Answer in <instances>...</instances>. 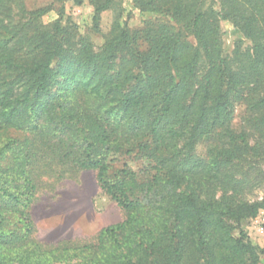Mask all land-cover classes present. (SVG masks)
<instances>
[{
  "label": "trees",
  "instance_id": "1",
  "mask_svg": "<svg viewBox=\"0 0 264 264\" xmlns=\"http://www.w3.org/2000/svg\"><path fill=\"white\" fill-rule=\"evenodd\" d=\"M23 1L0 0V136L24 134L0 141V264H259L225 218L264 210L244 198L264 185V0H132L149 15L135 29L120 0H88L95 24L115 11L99 52L59 20H23ZM222 21L248 43L229 57ZM239 103L251 142L231 126ZM116 155L148 164L114 169ZM54 166L94 171L124 219L73 248L31 241Z\"/></svg>",
  "mask_w": 264,
  "mask_h": 264
},
{
  "label": "rangeland",
  "instance_id": "2",
  "mask_svg": "<svg viewBox=\"0 0 264 264\" xmlns=\"http://www.w3.org/2000/svg\"><path fill=\"white\" fill-rule=\"evenodd\" d=\"M120 2L123 10L121 24H125L129 29L141 27L149 15L140 14L138 10L134 9L132 0H120ZM22 4L25 13L23 20H26L31 14L34 17H39V23L43 25L59 20L62 26L76 32L77 37L88 43L94 52L101 50L115 18V11H105L100 14V20L95 24L93 22L94 12L88 0H82L81 4H77L75 0L62 2L58 0H24ZM220 29L225 56L232 55L237 40L241 39L248 44L245 39L233 31L230 23L222 21ZM190 41L192 42V39ZM71 74L72 71L67 72L68 78L72 77ZM64 81V79H59V85H56L54 90L57 88L61 90L66 84ZM244 111V104H235L231 126L237 132L246 133L249 142H251L256 138V133L251 126L244 123ZM1 134V142L7 137L19 140L24 138V134L19 132L7 131L1 132ZM197 149L199 154H204L202 146ZM114 158L112 163L114 169H121L126 165V168L139 172V174H141L142 168L148 164L144 159L122 158L118 155ZM4 161L11 163L9 159H4ZM51 170L44 169L42 172H38L41 182L38 184L29 207L30 220L33 225L31 241L39 244L43 249H52L59 245L73 248L95 242V234L99 230L124 219V212L100 189L94 171L66 168L64 174L58 179V167L54 166ZM244 198L248 204L262 201L264 185L255 188ZM225 221L235 236L258 249L259 264H264V210H259L253 218L242 219L226 216ZM9 222L14 224L17 219L8 217L7 223ZM11 226L7 225V228H12ZM17 227H21V224ZM22 232L19 231L20 234ZM67 240L70 241L65 242Z\"/></svg>",
  "mask_w": 264,
  "mask_h": 264
}]
</instances>
